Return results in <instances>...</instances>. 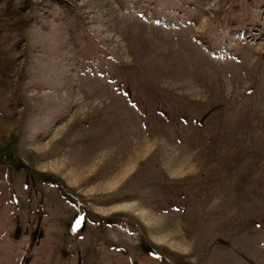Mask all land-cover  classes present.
<instances>
[{
    "label": "rangeland",
    "instance_id": "1",
    "mask_svg": "<svg viewBox=\"0 0 264 264\" xmlns=\"http://www.w3.org/2000/svg\"><path fill=\"white\" fill-rule=\"evenodd\" d=\"M0 264H264V0H0Z\"/></svg>",
    "mask_w": 264,
    "mask_h": 264
}]
</instances>
